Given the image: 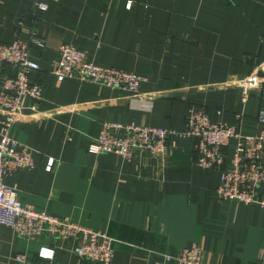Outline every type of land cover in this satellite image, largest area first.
Segmentation results:
<instances>
[{"label": "crops", "instance_id": "crops-1", "mask_svg": "<svg viewBox=\"0 0 264 264\" xmlns=\"http://www.w3.org/2000/svg\"><path fill=\"white\" fill-rule=\"evenodd\" d=\"M16 37L45 42L30 49L40 66L31 79L44 86L40 112L25 109L11 129L36 165L4 177L23 203L105 231L115 239L110 264H154L193 242L202 246L201 264H263L264 205L219 198L220 172L195 163L196 138L181 132L191 108L243 134L258 131L264 80L246 101L240 81L264 77V0H0V44ZM62 44L145 80L136 94L59 81L52 70ZM14 70L0 65V82ZM105 120L173 129L168 155L90 153ZM42 245L55 249L58 264H98L79 259L70 244L23 238L10 227L0 231V264H17L18 253L46 264Z\"/></svg>", "mask_w": 264, "mask_h": 264}, {"label": "built area", "instance_id": "built-area-1", "mask_svg": "<svg viewBox=\"0 0 264 264\" xmlns=\"http://www.w3.org/2000/svg\"><path fill=\"white\" fill-rule=\"evenodd\" d=\"M37 7L46 10L48 6L45 2H38ZM33 45L43 48L45 42L33 38L28 43L16 37L12 42L0 44V65L15 68L0 82V231L3 227H10L23 238L50 237L61 246L70 244L72 252L82 261L110 264L115 255L113 237L103 230L23 203L17 189L4 181L7 174L32 169L36 165L33 150L11 135L13 125L23 111L40 112V102L44 98L43 84L31 79L32 73L40 68L30 56ZM59 54L52 70L59 81L92 82L136 94L145 80L143 75L135 72L96 64L88 59L84 50L71 44H62ZM263 80L259 74L241 79L242 100L246 101L248 90L259 87ZM26 99L30 103L26 104ZM257 122L259 129L255 134H243L235 125L213 121L204 109L191 108L189 111L181 134L196 138L194 161L197 165L220 172L217 195L222 200L264 205L261 196L264 189V109L259 111ZM174 133L173 129L164 126L105 120L88 151L93 154L115 153L127 160L134 159L138 151L165 158L168 140ZM232 139L235 144L228 156L226 148ZM54 164L55 159L49 158L46 170L52 171ZM44 249L50 250L52 255H42ZM38 257L47 260L46 264H58L52 246L42 245ZM201 258L202 246L193 242L174 253H163L154 264H201ZM15 259L17 264H31L25 253H18Z\"/></svg>", "mask_w": 264, "mask_h": 264}, {"label": "clouds", "instance_id": "clouds-1", "mask_svg": "<svg viewBox=\"0 0 264 264\" xmlns=\"http://www.w3.org/2000/svg\"><path fill=\"white\" fill-rule=\"evenodd\" d=\"M45 253H49L47 256H51L52 255V253H51V251L50 250H47V249H44V250H42V255H46Z\"/></svg>", "mask_w": 264, "mask_h": 264}, {"label": "snow or ice", "instance_id": "snow-or-ice-1", "mask_svg": "<svg viewBox=\"0 0 264 264\" xmlns=\"http://www.w3.org/2000/svg\"><path fill=\"white\" fill-rule=\"evenodd\" d=\"M46 255H48L49 253H45Z\"/></svg>", "mask_w": 264, "mask_h": 264}]
</instances>
